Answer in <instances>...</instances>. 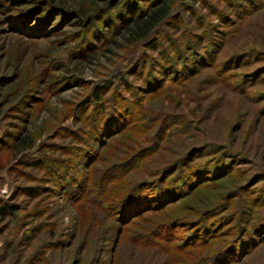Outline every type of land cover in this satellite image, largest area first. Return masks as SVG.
Listing matches in <instances>:
<instances>
[{
	"label": "rangeland",
	"instance_id": "374dc122",
	"mask_svg": "<svg viewBox=\"0 0 264 264\" xmlns=\"http://www.w3.org/2000/svg\"><path fill=\"white\" fill-rule=\"evenodd\" d=\"M134 1L141 6L139 0H0V200L16 206L14 213L0 221V264H193L218 249L221 238L236 245L235 230L251 232L254 224L255 235L241 240L238 252L228 254L226 264H264V233L260 232L264 230V167L259 166L264 155V58L241 66L235 65L234 58L230 61L234 66L229 72L241 74L240 82L243 74L251 77L244 82L249 84L244 91L229 92L212 80L211 70L204 69L198 83L195 77L188 80L182 92L183 86L175 85V80L161 97L157 88L151 87L152 75L161 78L167 69L175 70L177 62L178 71L184 66L191 68L199 56L193 53L185 63L186 43L194 41V35L203 28L215 25L205 33L208 45L209 39L219 36V28L229 26L212 10L214 4L225 12L232 11L224 0L177 1L170 19L154 34L162 47L148 49L147 43L132 46L119 40L121 13ZM197 16L203 21L198 22ZM176 43L181 47L178 51ZM251 46L264 50V9L246 15L237 25L235 38L215 51L216 69L231 52ZM204 48L198 44L194 52L200 54ZM147 52L155 58L151 74L145 75L141 68V72L130 75L127 69ZM164 55L170 56L166 61H175L173 65L167 62V69L160 65ZM252 78L259 81L252 83ZM127 80L129 84H124ZM99 85L110 89L106 98L121 91L132 105L139 104L136 97L149 90L147 105L152 112L172 116L186 113L189 128L172 138H162L156 125L140 137L142 134L131 128L144 130L149 124V118L141 113L119 125L111 115L113 120L105 126V118L97 121L100 106L88 105L94 87ZM198 96L201 105L193 99ZM111 106V102L104 105V117L113 110ZM125 124V129L110 136ZM22 138H28L32 147L17 150ZM133 141L138 147L149 145L158 152L155 165L171 162L189 147L208 142L230 144L229 152L239 149L247 155L239 165L244 170L239 171L241 174L229 178L224 171L212 179L210 173L205 188L193 187L186 200L178 203L181 208L171 213L181 219L176 227L180 235L172 241L178 248L168 255L146 245L133 246L128 240L124 247L121 244L110 251L111 234L95 230L91 220L93 230L87 234L92 242L95 240L94 246L86 245V233L76 234L74 230L78 216L87 218L86 210L89 214L95 207L86 209L82 201L70 199L64 190L65 181L70 176L82 180L88 163L84 156L98 150L99 145L114 142L113 153L119 154L125 142L135 146ZM31 162L37 164L28 165ZM240 186L251 190L249 195H259L254 204L245 205L241 219L223 222L220 226L225 229L217 230L219 237L208 245L186 247L182 229L193 227L192 220L196 224L202 212L218 209L225 196ZM30 189L32 194L27 193ZM222 211L220 217L230 213L228 209ZM209 216L205 222L211 221ZM227 229L231 232H221Z\"/></svg>",
	"mask_w": 264,
	"mask_h": 264
},
{
	"label": "trees",
	"instance_id": "16d2710c",
	"mask_svg": "<svg viewBox=\"0 0 264 264\" xmlns=\"http://www.w3.org/2000/svg\"><path fill=\"white\" fill-rule=\"evenodd\" d=\"M139 1L142 3L140 4L141 6L136 3L137 1H134L126 4L123 11L121 10L122 13L121 11L119 12L123 16V21L120 24L123 30L120 32L119 40L132 46L147 43L148 49L162 47L159 45L161 39L158 38V35L154 36V34L160 25L170 19L177 1L180 0ZM193 1L191 0V2ZM224 1L232 12H225L219 9L218 6L215 7L216 4H214L213 8L209 6V9L212 8L217 17L219 19L222 18V22L228 23V28L226 30L219 28L217 32L219 36L209 39L208 45H206L208 39L206 37L208 35L206 36L205 33L209 34V31L215 28V25L209 29L203 28V31L194 35L195 38L192 37L194 41L190 40L185 45V56L183 55V59L186 60L185 63H189L188 61L193 53L199 56L194 60L191 68L184 66L182 71H178L177 65L179 62H177L176 69L174 70L175 67L173 68L171 66L173 70L168 71V66H166L167 62L173 65L175 61H166L170 56L164 55L165 59L160 62V65L167 69L165 74L158 79L154 77L155 75L151 77V80L154 81L151 87L157 88L161 97L169 92L170 84H173L175 80V85L183 86L181 89L182 92L187 88L185 86L188 80L190 81L195 77L198 83L200 81L199 77L203 74L202 71L204 69L211 70L212 75L210 77L213 78L212 80L215 83H222V86L229 92L235 93L236 91H244L248 88L247 86L249 84L244 82L251 80V77L243 74L244 78L240 82L238 75L241 74L229 72L231 67L234 66L230 61L233 62L234 58L235 65H246L254 58H264V50L251 46L246 50L240 49L231 52L226 56L228 58L223 62V66L217 68L218 70L215 67V63L217 62L215 51L219 48L221 50L222 47L235 38L237 25L246 15L256 10L264 9V0H243L244 2H240L239 4L235 2L236 0ZM127 10L130 11L129 14ZM195 19L198 22L203 21L202 16H197ZM213 33L214 31H211L210 35H213ZM198 44L205 47L204 52L200 54L194 52ZM178 47L180 46L176 43L177 51L179 49ZM154 59L148 52L144 53L140 60L131 64L127 70L130 75H134L136 70L141 72V68L143 69L142 72L146 71L145 75L151 74V62ZM117 70L121 71V68ZM167 73H172L173 76L170 78ZM258 81L252 78V83ZM124 84H129L128 80ZM109 91L110 89H105L103 85H99L97 88L94 87L91 93V99L88 101V105H91V107L93 104L100 106L97 109L99 111L97 121L102 122L105 118V126H109L110 121L113 120L111 115L114 116L115 121H119V125L122 121H132L138 117L136 113H141L140 116L149 118L147 122L151 125L146 124L144 130L141 129L138 131L131 128L138 135L142 134L140 137H144V134L152 130L156 125L158 135L162 136V138H172L186 132L189 128V121L186 118L188 114L186 113H179L172 116L162 112H152L147 105L151 98V92H148L149 90L147 93L136 97L139 104L134 103L133 105L130 104L131 101L125 95H122L121 91L119 94L112 93V97L106 98V94ZM248 95L249 92L245 91L244 96L248 97ZM218 98L221 97L218 96ZM193 99H196L200 103V96L193 97ZM109 102L112 103L113 106L111 107L113 110L107 113L108 116L105 115L106 117H104L103 109H107L104 108V105ZM200 108L201 106H198L197 111ZM190 113H193V111ZM126 124L124 126L121 125L110 136L112 137V135L125 129ZM97 129L102 130L98 126ZM139 142H142V140H139ZM135 143L133 141V144ZM114 144V142L103 143L98 146V150L87 153L84 156L88 160L87 169L82 175V180L79 181L78 178L70 176L65 181L67 186L64 189L70 199L74 202L82 201V205L86 209L90 205L95 207L93 212L89 214L86 210L87 218L84 215L78 216L77 226L74 229L76 234L86 233V245L91 243L90 245L94 246L95 240L92 242L91 237L87 234V230H93L90 226L94 222L95 230H102L107 236L111 234L109 242L110 251H114L121 244L124 247L126 240H128L133 246L143 247L146 245V248H156L154 250L167 255L172 253V250L174 251L175 248H178L172 244V241L180 235V230H177L176 227H178L181 219H177L178 216L173 217L171 213L181 208L179 204L182 202L180 201L186 200V197L189 196V192L193 190V187H197L198 189L205 188L209 183L206 181L210 173L214 175L212 179L218 178L224 171H226L224 175L229 178L241 174L239 171H244L239 169L241 160H247L245 157L247 155L243 154L244 152L242 150L235 149V151L229 152L232 150L230 144L208 142L198 147L196 145L189 147L182 154L179 153L171 162H159L158 165H155L158 152L149 145L138 147L135 144V147L128 146L125 142L122 146V152L115 154L113 153ZM31 147L32 143L28 142V138H22L17 146V150L23 151ZM201 156L204 157V160H201ZM36 164L31 162L28 165ZM51 164L52 162H50ZM56 165V167H59L58 162H56ZM259 166L264 167V155L262 157V163ZM29 192L31 194L33 193L31 189L27 193ZM249 193H252V191L248 190L245 186H240L239 190L231 192L230 194L228 193L225 196V202L220 204L218 209H209L208 211L202 212L196 224L195 220H192L194 223L193 227L189 224L190 228L182 229L186 233L183 236V242L187 243L186 247L189 245H208L210 240L215 239V236L219 235L217 234V230L225 229L224 226H220L223 222L234 221V219H238L239 221L242 213L245 212V205L254 204L258 199V194L249 195ZM15 209L16 206L14 204H10L7 200H0V221H3L9 214L14 213ZM220 209H228L230 213L220 217V213L223 212L222 210L219 211ZM207 216L210 217L209 219L211 221L207 222V220L205 222ZM236 226L239 225L237 224ZM255 228L254 224L251 232L242 230L243 228L235 230L236 245L231 244V241L225 240V238L219 239L220 247L218 249L202 255L193 264H226L229 261V258H226L228 254L232 256V252L233 255L235 251L237 253V245L241 240H250L255 235ZM221 232L230 233L231 231L227 229ZM260 232L264 233V230Z\"/></svg>",
	"mask_w": 264,
	"mask_h": 264
}]
</instances>
